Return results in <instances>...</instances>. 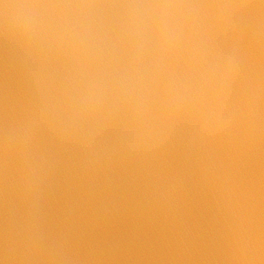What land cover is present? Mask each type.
<instances>
[{"label": "water", "instance_id": "water-1", "mask_svg": "<svg viewBox=\"0 0 264 264\" xmlns=\"http://www.w3.org/2000/svg\"><path fill=\"white\" fill-rule=\"evenodd\" d=\"M0 264H264V0H0Z\"/></svg>", "mask_w": 264, "mask_h": 264}]
</instances>
